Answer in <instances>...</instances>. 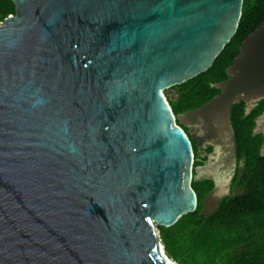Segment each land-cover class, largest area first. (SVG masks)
<instances>
[{
  "label": "water",
  "instance_id": "water-1",
  "mask_svg": "<svg viewBox=\"0 0 264 264\" xmlns=\"http://www.w3.org/2000/svg\"><path fill=\"white\" fill-rule=\"evenodd\" d=\"M9 1L0 264H173L156 225L196 209L191 182L212 168H194L192 142L201 156L205 143L229 150L222 162L235 170L231 108L243 101L249 112L264 98V21L214 84L220 93L174 114L166 92L211 67L244 0ZM263 118L254 133L264 135ZM191 121L202 135L183 129Z\"/></svg>",
  "mask_w": 264,
  "mask_h": 264
},
{
  "label": "trees",
  "instance_id": "trees-1",
  "mask_svg": "<svg viewBox=\"0 0 264 264\" xmlns=\"http://www.w3.org/2000/svg\"><path fill=\"white\" fill-rule=\"evenodd\" d=\"M14 8L11 1L0 0V21L14 14ZM263 21L264 0H244L237 31L211 67L173 86L174 98L166 96L174 114L195 109L220 93L214 84L229 78L226 70L241 43ZM245 105L239 101L231 108L236 167L229 192L218 199L212 211L205 212V200L215 182L212 178L193 179L196 209L183 214L173 225L158 229L165 254L177 264H264V155L260 154L264 137L253 134L256 119L264 113V98L249 112ZM182 127L188 133V127ZM258 137L254 146L252 141ZM192 145L195 168L207 161L212 146L206 145L205 155L198 156L196 143Z\"/></svg>",
  "mask_w": 264,
  "mask_h": 264
},
{
  "label": "rangeland",
  "instance_id": "rangeland-1",
  "mask_svg": "<svg viewBox=\"0 0 264 264\" xmlns=\"http://www.w3.org/2000/svg\"><path fill=\"white\" fill-rule=\"evenodd\" d=\"M175 95H176V92L174 89H171V90L166 92V96H169L171 98H174ZM263 121H264V118L262 119L261 123H263ZM186 125L189 129L188 132H194V133L199 134V135L203 134V131L201 128V123H195V122L191 121V122H187ZM262 130L264 131V126L262 127ZM253 134L259 135L262 133H254V130H253ZM263 137H264V135H263ZM258 141H259V137L256 138L255 140L253 139L252 143L254 144V146L257 145ZM210 142H213V141H210ZM206 145H208V143H205V147H206ZM225 151L226 152L221 150L220 145L215 144L214 145V151L211 152V154L208 156V159H207V162L211 166L212 169H206V170L201 171V174L203 175L202 177H204V178L221 177L220 189H214L211 192V194L208 196V198H206V200H205V206H206L205 212L212 211L217 206L218 199L221 196L227 194L229 192V189H230V180H231L233 173H232V169L231 170L225 169L226 167H224V166L228 165V163L222 162L221 157L224 154L228 155V156L230 155L229 150L226 149ZM198 156H201V155L199 154ZM216 161H221V163H218L217 165H215ZM229 161H231L233 163V157H231L229 159ZM220 173H223V175H220ZM156 228L159 229V226L156 225Z\"/></svg>",
  "mask_w": 264,
  "mask_h": 264
},
{
  "label": "flooded vegetation",
  "instance_id": "flooded-vegetation-1",
  "mask_svg": "<svg viewBox=\"0 0 264 264\" xmlns=\"http://www.w3.org/2000/svg\"><path fill=\"white\" fill-rule=\"evenodd\" d=\"M262 99H263V98H262ZM260 100H261V99H260ZM260 100H258L257 102H254V103H253L254 107L256 106V104H257ZM254 107H253V108H254ZM235 144H236V140H235ZM241 162H242V161H241ZM241 165H242V164H241ZM234 171H235V170H234ZM234 171H233V173H234Z\"/></svg>",
  "mask_w": 264,
  "mask_h": 264
},
{
  "label": "bare ground",
  "instance_id": "bare-ground-1",
  "mask_svg": "<svg viewBox=\"0 0 264 264\" xmlns=\"http://www.w3.org/2000/svg\"><path fill=\"white\" fill-rule=\"evenodd\" d=\"M161 249H162V248H161ZM162 252H163V250H162ZM170 261H172V260L170 259ZM172 263H173V264H176L174 261H172Z\"/></svg>",
  "mask_w": 264,
  "mask_h": 264
}]
</instances>
